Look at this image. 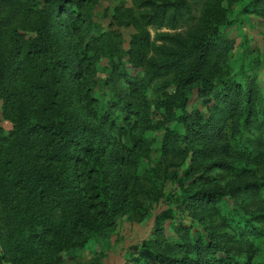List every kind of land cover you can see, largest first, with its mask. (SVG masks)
Returning <instances> with one entry per match:
<instances>
[{
    "label": "trees",
    "instance_id": "obj_1",
    "mask_svg": "<svg viewBox=\"0 0 264 264\" xmlns=\"http://www.w3.org/2000/svg\"><path fill=\"white\" fill-rule=\"evenodd\" d=\"M5 5L27 10L26 22L35 35L20 43L12 30V45L0 46V113L12 123L9 130L0 127V264H62L65 255L87 246L92 234L111 226L128 186L122 181L121 158L112 156L106 145L94 148L83 141L86 134L76 125L80 109L94 101L81 81L86 57L77 49L56 46L53 38L54 20L68 32L79 17L62 12L52 19L36 8L35 0H2L0 36L8 34L17 12L1 14ZM168 7L170 23L188 10L186 0L163 2L157 24L164 22ZM250 8L264 18V0H252ZM216 29L210 25L190 43L167 37L181 47L179 59L190 49L195 52L186 66L175 65L180 73L173 98L181 109L183 132L166 131L162 148L189 154L183 174L188 184L179 204L202 233L179 223L174 237L167 239L163 221L174 211L162 210L149 237L136 247L141 264H251L257 251L253 240L262 231L254 213L262 208L254 203L264 178L249 165L264 161V92L254 78L241 83L220 76L217 67L228 59L231 47L209 35L208 30ZM194 82L206 116L183 107ZM73 97L79 108L71 107ZM131 142L137 150L148 145L142 137ZM110 183L115 196L108 201ZM220 200L226 214L220 213ZM231 201L237 216L228 213Z\"/></svg>",
    "mask_w": 264,
    "mask_h": 264
},
{
    "label": "rangeland",
    "instance_id": "obj_2",
    "mask_svg": "<svg viewBox=\"0 0 264 264\" xmlns=\"http://www.w3.org/2000/svg\"><path fill=\"white\" fill-rule=\"evenodd\" d=\"M52 1L57 3L35 0L36 8L50 14L52 19L62 12L79 17L75 28L68 32L59 29L54 20L53 39L63 50L71 47L86 57L87 72L81 81L89 88L94 101L80 109L76 125L86 134L81 139L94 148L106 145L113 150L112 156L117 154L121 158L122 181L129 190L124 191V198L116 204L117 215L111 226L92 234L88 245L65 255L62 264H141L136 261V247L149 237L155 216L162 210L174 211L172 218L163 221L167 239L174 237L173 230L179 223L202 233L199 224L179 204L182 187L188 184L183 174L189 164V154L162 148L166 131L183 132L178 120L181 109L173 98L177 95L175 81L180 73L175 65L179 69L186 66L195 52L190 49L179 59L181 47L167 37L190 43L210 25H217L215 31L208 30L209 35L223 47H231L228 59L217 67L220 76L241 83L247 77L254 78L264 92V18L250 12L252 0H186L188 10L170 23L166 19L171 16L172 8L168 7L161 25L157 23L162 16L163 2L171 4L175 0ZM12 9L17 12L6 28L8 34L0 36V46L12 45V30L16 32L14 39H20V43L22 37L35 35L26 22L27 10L5 5L1 14ZM64 38L66 43L61 41ZM17 61L24 64L21 59ZM187 89L185 111H199L206 116V104L197 94L196 83ZM77 102L78 98L73 97L71 107L79 108ZM1 103L0 100V107ZM71 107L64 109L69 111ZM0 127L5 130L12 127L1 113ZM133 137H142L148 143L147 148L137 150L132 146ZM249 167L264 178V161ZM109 173L112 176L113 169ZM108 186V201H111L115 186L111 183ZM255 198L254 206L262 208L254 213L258 214L256 222L262 233L253 240L257 251L251 264H264V189ZM218 205L223 211L220 213L226 214V203L220 200ZM228 213L239 214L233 201L229 203Z\"/></svg>",
    "mask_w": 264,
    "mask_h": 264
}]
</instances>
